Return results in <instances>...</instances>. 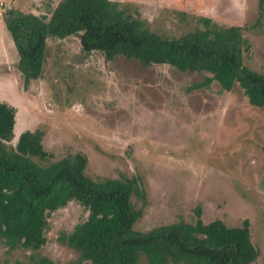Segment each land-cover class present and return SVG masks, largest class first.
<instances>
[{
    "label": "rangeland",
    "instance_id": "1",
    "mask_svg": "<svg viewBox=\"0 0 264 264\" xmlns=\"http://www.w3.org/2000/svg\"><path fill=\"white\" fill-rule=\"evenodd\" d=\"M60 0H0V100L16 108L14 137L43 132L49 165L85 155L93 180L136 178L131 202L141 216L133 227L147 231L177 221L222 220L240 226L248 219L252 244L264 264V109L249 104L238 85L217 81L194 88L206 72H181L168 64L141 65L133 59L105 60L84 52L75 35L49 37L42 75L24 84L18 55L1 13L18 9L48 17ZM129 5L151 31L179 35L208 17L220 26L240 25L250 47L243 63L264 74V17L258 0H113ZM88 211L70 201L50 213L46 243L38 250H7L0 264H52L76 260L61 235L86 219ZM137 264H148L140 256Z\"/></svg>",
    "mask_w": 264,
    "mask_h": 264
},
{
    "label": "trees",
    "instance_id": "2",
    "mask_svg": "<svg viewBox=\"0 0 264 264\" xmlns=\"http://www.w3.org/2000/svg\"><path fill=\"white\" fill-rule=\"evenodd\" d=\"M264 17V0H258ZM16 48L17 68L24 84L43 73L46 43L75 35L84 52L99 51L105 60L133 59L143 66L168 64L177 70L206 72L194 88L217 81L231 91L238 85L249 104L264 109V74L243 63L249 43L240 25L220 26L208 17L179 35L151 31L129 5L113 0H60L50 16L18 9L1 13ZM16 108L0 100V242L7 250L38 251L45 243L50 213L75 201L88 215L61 240L78 257L65 264H251L259 256L252 244L250 223L228 226L220 219L204 223L195 208L194 222L177 221L138 231L141 216L131 202L140 188L136 178L93 180L85 174L87 159L76 154L49 165L31 155L47 157L43 132L25 130L14 145ZM42 264H52L42 258Z\"/></svg>",
    "mask_w": 264,
    "mask_h": 264
}]
</instances>
